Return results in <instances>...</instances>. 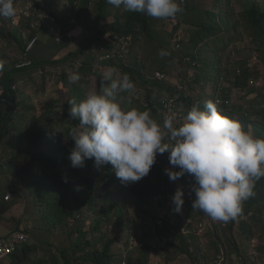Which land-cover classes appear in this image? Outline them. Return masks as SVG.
<instances>
[{"label": "trees", "instance_id": "16d2710c", "mask_svg": "<svg viewBox=\"0 0 264 264\" xmlns=\"http://www.w3.org/2000/svg\"><path fill=\"white\" fill-rule=\"evenodd\" d=\"M25 1L15 0L16 15L12 18H6V20H11L10 22L15 25L19 24L20 28L26 25L25 28L31 30L30 20L36 15L27 16L21 13L22 6L20 2L23 3ZM52 1L53 3H58L60 0ZM62 1L66 3V13L64 10L60 11L54 6L53 8L57 10V13H55V10L51 12V6L46 0H29L33 9L37 8L47 18L43 20L46 25L42 23L40 26L44 27L40 37L36 35V31L32 30L25 45L19 35H16L0 22V41L4 42V44L16 43L22 49L23 55L28 43L34 38H38V44L30 56L33 61L31 68L27 70L19 69L20 60L11 62L5 56L0 57V162H3L0 165V173L2 175L0 180V238H5L13 232L27 233L29 236L36 238V231L25 225L28 223H39L40 229L47 226L50 230L48 234L55 229L60 230L62 233L68 229L71 240L68 246L57 249L52 247L49 250H42L40 246L30 243L24 244L21 249L15 250V253L6 256L3 260L1 259L0 264H111L113 257L111 250L113 245L118 242L116 238L105 240L103 248L100 249L96 241L97 233L101 230L100 226L90 230H84L80 227L75 229L72 226L73 221L77 220L74 214H84L87 209L94 210L98 215L103 213L106 216L113 212L117 216V223L122 224V226L125 225V222L123 223L125 208L119 198L118 187L116 186V183L120 180L115 178L116 175L112 171V166L106 164L98 169L94 164L93 158L86 159L84 167L73 168L69 159L72 149L70 143H74L71 140L70 131L72 128L80 127L79 121L73 120L69 116L68 110L72 106L69 101L73 98L77 102L84 99L85 94L89 91L87 88H90V90L99 89L100 82L104 77L102 71L106 65L98 61L95 56L98 53V46H108V42L114 39L115 35H133L134 38L137 35H142L147 42L145 44L146 53L143 58L149 64V71L153 75L155 72L165 74V78L159 80L153 76H148L143 71L144 67L140 64V61L136 63V66L132 67H127L124 63L119 65L111 64L122 75L127 73L135 84V89L131 96V107L141 111L148 110L154 113V119L162 121L163 99L166 95L163 97L159 95V99L155 100L154 94H159L158 91L160 89L164 90L167 88L169 90L167 95H170V97L175 95L181 101L186 100L185 92L182 94L179 92V85L182 84L179 73L180 67L183 68V63L180 62L179 64L181 60H176V64L173 65L176 57L174 58L172 50H165V45L162 44L163 41L159 40L154 31V27L158 28L160 25H165L167 19H156L146 16L144 13L128 12L122 6L117 8L110 5L108 0ZM93 1L96 2L95 15L91 9ZM29 2H25V6ZM181 9L182 11L178 13L180 16L181 14L186 16L187 11L192 10L190 7H181ZM90 14L95 18V26H93L92 31L87 29L86 21ZM110 15H113L114 21L107 24L106 19ZM207 15V21L198 19V21L202 22L194 24L198 30L191 35L190 41L195 46L205 40L214 38V41L225 50L230 43L236 42L237 37L243 36V32H238L236 29L239 24L231 26V28L226 20H222V22L217 24L215 16L210 17L211 14L209 12ZM71 16H74V18L71 19ZM242 17L247 19L248 24L251 26L249 30L254 37L260 40L259 47L255 45L258 51L264 50L263 5L261 3L253 4ZM56 18L61 24L60 27H62V36L57 35V37L48 33L51 27L56 25H52L51 20ZM3 19L5 17H0V20ZM16 20H19V22H16ZM64 21L66 24L74 23L76 26H72L73 28L70 26L71 29L69 26L64 27ZM177 23L178 25L173 33L180 26L178 20ZM226 25L229 26L228 33L231 31L230 29L234 33V35L230 33L231 35L227 39L221 36L226 31ZM61 39L62 41L60 42ZM210 47L211 44L206 49ZM162 49L167 51L169 55L161 58L158 53ZM178 51L186 60L191 61L186 62L190 73L193 66H197V64H203L205 67L211 65L206 58L197 59L189 49L179 48ZM218 51L219 49H215V52ZM189 53H191L192 57H190ZM77 61L79 62L78 71L81 79L73 83L69 80V76L75 70L73 66ZM47 66L64 67L58 76L59 83L63 88L59 90L61 97L47 104V108L41 109L40 112L29 106L28 101H19L16 87L24 71L47 69ZM161 67L169 68L164 70ZM252 69L242 65L239 69L237 67V70L241 71L240 73H236L237 70L235 71L234 86L237 89L245 90L249 87L250 79L254 75ZM28 75L32 76V74ZM221 77L222 74L217 70L213 80L215 83L214 89L219 85ZM203 82L204 79L196 74L192 82L188 81L184 85L189 90L193 85H201ZM188 101L190 102L189 99ZM244 111L243 109L240 114H234V118L241 124L245 123V125H248L252 123L251 118H249V110H247V114ZM22 112L30 113L32 117L26 123L23 136H20L21 130L19 131V129H21L22 125ZM179 124L178 122L177 126ZM261 124L262 132L260 135L264 137V122H261ZM14 139H16V142H14ZM165 142H167V138H165ZM8 144L9 146H7ZM3 149L7 151L2 152ZM168 156L169 153L166 152L158 154L149 174L138 182L132 183L131 192L136 198L135 206L139 214L146 220H150L151 213L148 211L147 206L151 202L153 190L155 188L160 190L164 187L167 189L170 185V179L164 171L166 168L172 167ZM176 170L179 169L177 168ZM10 176L22 186V189L17 191V195L21 194L29 201H33V208L28 216L24 214L15 202H8L7 196L9 194L13 196L12 189L9 188L10 185L8 184ZM65 178L67 182H65ZM181 178H186L185 181L187 182L193 181L192 177L187 178V174ZM9 191L12 193H9ZM253 193L251 197L243 201L242 212L235 219H230L228 226L221 230L219 241H211L207 248L202 246L199 248L194 239L189 240L183 237L181 230L185 221L177 216L173 220L170 217L166 222L164 232H162L169 239L167 249L170 251V256L178 253L188 254L191 263L196 264L197 262H204L212 254L217 256L226 253L227 256L231 257L228 264L247 263V257L241 255L234 231L240 221L250 229V220H257L260 223L259 214H262L264 210V177L255 182ZM70 202L73 204L72 209L69 206ZM184 203L185 205L187 204L186 206L183 205V207L188 210V218L195 214V211H197L196 216H202V211L192 208V202L188 203V200H185ZM188 206H190L189 209ZM106 216H104L105 219ZM4 219L11 221L14 226L8 233H5L1 226L2 224H7L4 223ZM120 229L121 226L117 227V230ZM245 232L249 233L251 231L245 229ZM45 233L47 232L45 231ZM45 233L42 232L43 235ZM192 248L195 252H192ZM222 250L225 252H222ZM145 252L142 253L140 258L142 264H147L148 262L149 253ZM233 255L242 256L241 263L234 260L232 258ZM173 259L176 258L168 257L167 261L175 263L176 261ZM129 264H132V261Z\"/></svg>", "mask_w": 264, "mask_h": 264}, {"label": "clouds", "instance_id": "9594fccd", "mask_svg": "<svg viewBox=\"0 0 264 264\" xmlns=\"http://www.w3.org/2000/svg\"><path fill=\"white\" fill-rule=\"evenodd\" d=\"M187 1L108 0V3L117 8L122 6L125 11L144 13L146 16L156 19H179L178 13L182 11L181 7L187 8ZM25 2H20L23 9L31 5L27 16L36 15L44 18L43 13L37 8L33 9L29 1L27 6H25ZM14 3L15 0H0V17H14L16 15ZM232 5L233 0H206V4L203 6H206L207 9L201 12L202 18L200 19L207 21L209 12L210 17L215 16L217 24L226 20L230 27L234 26L228 20V11ZM248 10H244L242 15ZM196 22L202 21L196 20ZM228 25L225 26L224 33L226 35L232 33V29L228 33ZM193 27L197 28L194 24ZM224 33H222V37H224ZM190 38H186V41L190 42L192 49L186 48V50H191L197 59H201L202 52L210 44L208 41L214 40L211 38L195 46ZM142 40V35H137L136 38L133 35H115L114 39L108 42V46L97 47L98 53L95 56L98 61L106 65L103 70L113 68L111 64L124 63L127 67L136 66V63L140 61V53L138 52L133 57V50L137 47L136 44ZM239 41L241 40L237 37L236 42L233 43L238 44ZM216 49L220 50L221 48ZM238 51L246 56L241 48H238ZM257 52L259 53L258 50L254 51V54ZM31 54L32 52L29 55V60L32 61ZM158 54L161 58L169 55L163 49ZM189 55L192 57L191 53ZM182 57L184 56L182 55ZM255 57L260 68L254 71L253 77L255 78L250 79L249 87L250 83L257 82L258 86L262 88L264 86V57L263 60L257 58V55ZM26 61L23 55L18 68L27 70L33 66L32 61V65L21 67ZM185 61L187 62L188 59ZM180 62L183 63L182 60ZM217 65L216 71L219 68ZM73 67L75 70L69 76V80L76 83L81 79L78 71L79 62L77 61ZM143 71H145L144 68ZM240 72L236 71V73ZM258 75L260 77L256 78ZM153 77L158 80L164 79L165 74L155 72ZM221 78L223 81L225 76L222 75ZM180 81L182 84L179 85V92L180 94L185 92L186 100L181 101L175 95L172 97L166 95L163 99L162 121L154 119L148 110L141 111L130 106L135 84L127 73H124L119 79H113L112 72L104 73L98 90H89L84 99L79 102L75 98L69 101L72 105L68 110L69 116L73 120H78L80 125L79 128H72L70 131L71 140L74 141V147L69 156L71 167L82 168L85 166L86 159L93 158L98 169L102 165L110 164L116 175L115 178L120 180L116 183V186L120 185L118 187L119 198V189L127 187L130 195L134 198L133 206L136 209V198L131 192L132 183L138 182L149 174L158 154L169 153L168 160L172 167L166 168L164 171L170 179V185L167 189L164 187L160 190L156 188L153 190L151 202L147 206L151 213L150 220H146L139 214L138 227L130 226L128 223L130 210L121 198L125 208L124 226L117 223V216L113 212L109 216L95 213L97 217H101L99 224L101 229H104L105 232L114 229L110 236L104 238V241L109 238L118 240L111 250L113 255L111 264H129L130 261L132 264H142L140 258L146 250L145 253H149L147 264H152V257L161 252L159 242H163L162 251L167 253L166 256H169L170 251L167 249L169 239L162 232H164L166 222L170 217L173 220L177 216L185 221L181 230L183 237L189 240L194 239L199 248L201 246L207 248L211 241L218 242L221 230L228 226L230 219H235L242 212L243 201L254 194L255 182L264 177V137L255 135L250 128L245 130L238 120L222 113L218 107L229 108V98H214V95L212 100L205 102L203 109L199 103L194 104L184 116L182 123L177 126L175 118L178 116V106L183 102L190 104L191 100L188 101L187 91L193 86H201L193 85L187 90L184 83H187L188 80L180 77ZM217 88L218 86L215 89ZM156 99H159L157 93ZM165 138H167V142H165ZM177 168L179 170H176ZM185 174H187V178L192 177L193 181L187 182L186 178L182 179L181 177ZM65 182H67L66 178ZM193 193L194 195H192ZM8 197H12V195L9 194ZM185 200H188V203L192 202L193 209L202 211V216H196L197 211H195V214L188 218V210L183 207V205H187L184 203ZM89 211L91 209L86 210V212ZM74 215L79 220L83 214L75 213ZM74 222L72 226L77 229L79 226ZM201 222H207V228L203 232H200L199 228ZM119 226L121 229L117 230ZM17 233L20 234V232H13L0 239L9 240ZM21 234H25L27 237L25 241L16 246V251L32 239L27 233ZM15 250L12 253H15ZM192 252H194L193 248ZM222 252L225 251L222 250ZM255 254L258 255L257 252ZM223 255L226 259L225 264H228L231 257L226 253ZM183 256L189 261L186 264H192L188 254H183ZM218 256L212 254L204 262L196 264H211ZM232 258L241 263L243 257L233 255Z\"/></svg>", "mask_w": 264, "mask_h": 264}, {"label": "rangeland", "instance_id": "374dc122", "mask_svg": "<svg viewBox=\"0 0 264 264\" xmlns=\"http://www.w3.org/2000/svg\"><path fill=\"white\" fill-rule=\"evenodd\" d=\"M42 1V0H40ZM47 3L51 6V12L52 10H57L54 7L58 8L60 11L64 10L66 11L65 6L66 3L62 0H60L58 3H53L52 0H46ZM187 7H191V11H187V15L184 16L181 14L179 19H172V18H166L167 21L165 25H160L158 28L154 27V31L157 34V37L159 40L163 41L162 44L165 46V50H172L174 54L175 61L173 62V65H175L177 62L176 60H182L183 62V68L180 67V77L186 78L188 81L193 80L194 76L197 74L200 78L204 79V82L201 84V86H193L189 91H187L188 99L191 100L190 104L183 102L178 106L177 114L178 116L181 115L182 117L176 116L175 123L178 124L182 123L184 116L187 114V112L191 109V107L199 103L201 109H203L204 104L208 100H212L211 98L215 95L214 98L220 97L222 99L229 98L230 104L229 108H223L218 107L222 113L232 119H235L233 116L234 114L238 113L240 114L242 110L244 109V113L247 114V110H249V118H251L252 123L245 125V123L242 124V126L245 128V130H248L249 128L255 133V135L261 137L263 135H260L262 132V124L261 122H264V86L261 88L258 86V83H250V88H246L245 90L237 89L234 86L235 81V71L240 68L242 65L243 67L253 68L252 73H255V70H258L260 67L257 65L256 57L260 60H263L264 57V50L257 52V54H254V51L258 50L257 47H259L260 40L254 37L253 33L249 30L251 29L250 24H248V21L245 17H242L244 10L250 9L253 4L261 3L264 8V0H233V5L228 11V20L232 25H238V32H243V36H240V40L238 44L236 43H230L228 48L226 50L220 49L218 52H215L216 48H222L219 46L214 40H209L208 42L211 44V47L209 49H206L203 52V55L201 54L202 58H206L207 62H210V66L205 67L203 64H197V66H193V69H191V73L189 72L188 65H186V61L184 57H182L179 54V48H190L192 49L191 44L186 41V38H190L193 33H196L198 30L197 28L193 27V24H198L196 20L202 18L201 12L206 10V6H203L206 4V0H188L187 1ZM212 4V1H211ZM91 9L93 10L92 13L95 15L96 10V2L93 1V4L91 5ZM66 13V12H65ZM44 18L40 17H32L30 20L31 23V30L28 28L21 27L19 24L11 23L9 20L3 19L0 20L1 23L7 26L11 31H13L16 35H19L21 40L23 41L24 45L27 43V40L30 36V33L33 31H36V35L40 37L41 31L44 29V27H40L43 23V20L47 18L43 14ZM71 19L74 18V16L70 17ZM113 15H110L106 19V23L109 24L114 21ZM57 19V18H56ZM52 19L51 24L55 26H52L50 31L48 32L49 35L56 36L61 35V24L58 22V19ZM163 20V19H162ZM177 20L179 22L178 30L173 33V31L176 29V26L178 25ZM87 21V29L92 31L93 26H95V18L93 15H88V18H86ZM16 22H19V20ZM65 22V21H64ZM0 23V28H1ZM27 23V22H26ZM44 24V23H43ZM49 24V23H48ZM46 25V23L44 24ZM67 26H76L74 23L66 24L64 27ZM48 27V25H47ZM50 27V26H49ZM70 27V29H71ZM6 28V29H7ZM58 32L57 34H55ZM60 33V34H59ZM185 33V35H184ZM228 34L226 35L224 33V38L227 39L229 37ZM51 42V41H50ZM207 41L205 42V44ZM145 44L147 42L145 41L144 37L143 40L136 44L137 47L134 48L133 57L140 53V64L143 65L145 72L148 76H153L151 72L149 71V64L146 61V59L143 58V55L146 53V47ZM204 44V45H205ZM256 45V46H255ZM203 45L201 46V48ZM238 48H241L243 53L246 54V56H243L240 51H238ZM254 49V50H253ZM5 56L8 61H16L21 60L23 57L22 49L20 46H18L16 43L11 42V44H4V42L0 41V57ZM55 58V57H54ZM190 61V60H188ZM191 62V61H190ZM180 64V61H179ZM218 64V65H217ZM216 65L219 67L218 71L225 76V79L223 81H220L218 88L214 90V78L216 76ZM64 68L63 66L55 67V66H47V69H41V70H35L30 72H24L21 74V79H19V83L16 87L17 93L19 95V101L26 100L28 101L29 106L39 110L41 112V109L47 108V104L53 102L54 100L61 97L60 89L63 88L61 84L59 83V72L61 69ZM166 70L167 68L161 67V69ZM103 73L112 72V78L113 79H119L122 74L118 69L113 68H105ZM166 72V71H164ZM28 74H32V76H29ZM260 75H258L256 78H259ZM156 78H158L156 76ZM255 78V77H252ZM264 84V80H263ZM90 90V88H87ZM169 90L165 88L164 90L160 89L159 95L160 97H163L164 95L169 94ZM158 94V93H157ZM153 97H156V94L153 95ZM214 102V101H213ZM243 108V109H242ZM159 113V112H158ZM153 117L154 113H150ZM160 114V113H159ZM22 116V125L21 129H19L20 136H23V130L26 126V123L31 119L32 115L30 113H21ZM155 116V115H154ZM160 119V118H159ZM237 120V119H235ZM159 121V120H157ZM14 142H16V139H14ZM9 146V144L7 145ZM71 148L74 147V143H70ZM9 148V147H8ZM7 149V148H6ZM7 150L3 149L2 152H5ZM3 162H0V165H2ZM8 168V167H7ZM1 172V170H0ZM2 178V175L0 173V180ZM10 185L9 188L12 189L13 196L8 197V202H15V204L24 212L25 215L31 214L32 210V204L33 201H29L28 199L24 198L21 194L17 195V191H20L22 189V186L18 184L13 177L8 178ZM16 182V183H15ZM120 185L117 184V187ZM12 187V188H11ZM9 191V193H12ZM120 192V198L124 201V203L127 205V207L130 210L129 213V220L128 223L133 228H137L139 224V212L137 209L133 206L134 198L130 195V191L127 187L119 189ZM8 193V194H9ZM7 194V195H8ZM24 195V194H23ZM9 196V195H8ZM70 209H72L73 204L72 202L69 203ZM152 207V206H151ZM93 213V214H92ZM260 217V223H258L257 220H250L249 224L251 226V229L248 226H245L241 221L238 222L235 228V237L237 244L239 245V249L242 256L247 257L248 262L245 264H264V210L262 214H259ZM100 218L97 217L95 212L89 211L82 215V217L75 221L74 224L78 225L80 228H83L84 230H90L94 229L95 227L99 226L100 224ZM3 224L7 227L14 228L12 225V222L7 221V219H4ZM26 227H29L33 230H35V234L37 235L36 238L32 236L31 241L29 242L32 245H38L42 250H49V248H61L68 246V243L70 242L71 238L69 237V230H65L63 233L55 229L51 233L48 234L50 231L47 226L46 228L40 229L39 223H28L25 225ZM244 230H243V229ZM245 229L250 230L251 232H245ZM41 232H40V231ZM45 231L47 233H45ZM114 229L110 232H105L104 229H101L97 233V243L98 248H103V242L104 238L106 236H110L113 233ZM45 233V235L42 234ZM250 234V235H248ZM28 243V244H29ZM161 252H158L159 254L155 257H152L151 263L152 264H186L187 259L183 256V254L178 253L173 256H166L167 253L162 251L163 248V242H159ZM195 252V251H194ZM258 253L256 255L255 253ZM238 256V255H237ZM176 258L173 260H177V262L172 263L168 262L167 258ZM239 262V261H238ZM239 264V263H238Z\"/></svg>", "mask_w": 264, "mask_h": 264}, {"label": "built area", "instance_id": "2783aa9c", "mask_svg": "<svg viewBox=\"0 0 264 264\" xmlns=\"http://www.w3.org/2000/svg\"><path fill=\"white\" fill-rule=\"evenodd\" d=\"M29 6L31 7V5ZM29 6H27V8H24V9L22 8L21 13H25L26 15H29L27 14L29 10ZM37 43H38V38H34L30 43H28L27 48L24 53V58L27 61L23 63L21 67L32 65V61L29 60V55L34 49V47L37 45ZM206 224L207 222H201L199 224L200 232H203L206 230L207 228ZM26 237L27 236L25 234L17 233V234H14L9 240L0 239V260L3 259L8 254H11L15 250L17 244L25 241ZM225 261L226 259L224 255L222 254V255H219L211 264H225ZM260 263L262 264V262Z\"/></svg>", "mask_w": 264, "mask_h": 264}, {"label": "crops", "instance_id": "0c3cea01", "mask_svg": "<svg viewBox=\"0 0 264 264\" xmlns=\"http://www.w3.org/2000/svg\"><path fill=\"white\" fill-rule=\"evenodd\" d=\"M73 27H75V26H73ZM73 27H72V28H73ZM84 29H85V28H84ZM1 226H2V229H4V232H5V233H8V232L11 230L10 227H7L6 225L4 226V225L2 224ZM5 233H4V234H5Z\"/></svg>", "mask_w": 264, "mask_h": 264}]
</instances>
